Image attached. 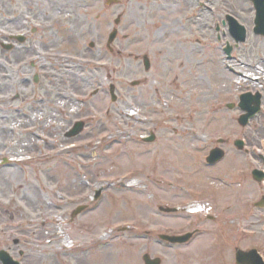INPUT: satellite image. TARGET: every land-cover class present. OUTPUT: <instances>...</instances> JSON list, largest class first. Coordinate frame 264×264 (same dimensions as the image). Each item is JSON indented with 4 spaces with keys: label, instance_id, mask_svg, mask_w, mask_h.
Segmentation results:
<instances>
[{
    "label": "rangeland",
    "instance_id": "1",
    "mask_svg": "<svg viewBox=\"0 0 264 264\" xmlns=\"http://www.w3.org/2000/svg\"><path fill=\"white\" fill-rule=\"evenodd\" d=\"M180 1L0 0L4 29L37 28L24 42L1 38L9 62L0 66V161L10 160L0 169V249L22 250L25 264H144L145 253L161 264H236L237 247L264 256V207L254 206L264 183L251 175L264 156V98L245 127L241 111L226 106L242 91L264 93V81L247 79L264 69L254 3L207 0L212 10L194 14ZM227 13L249 34L232 62ZM81 120L82 131L67 137ZM152 132L154 141L143 140ZM239 136L260 153L236 149ZM222 137L230 154L209 167ZM191 204L205 210L192 214ZM80 205L88 206L72 219ZM207 209L241 224L211 220ZM194 229L187 244L160 238Z\"/></svg>",
    "mask_w": 264,
    "mask_h": 264
},
{
    "label": "water",
    "instance_id": "2",
    "mask_svg": "<svg viewBox=\"0 0 264 264\" xmlns=\"http://www.w3.org/2000/svg\"><path fill=\"white\" fill-rule=\"evenodd\" d=\"M255 4H256V7L258 8V19H257V23H259V24H261V25H264V0H255ZM113 89H114V87H112V91H113ZM115 98V97H114ZM258 107V106H257ZM246 118V117H245ZM77 131V130H76ZM75 130L74 131H72L70 134H75V133H77ZM82 208H79L78 210H77V212L78 211H80ZM190 236V235H189ZM189 236H184V237H174V238H170V239H172V240H174V241H183V240H185V239H187ZM1 257H3L4 258V260H6L7 258H6V256L3 254V253H1ZM255 255H256V253H255ZM255 258H256V256H255ZM144 259H145V261H146V264H160V259H151L150 258V256L148 255V254H146V255H144ZM240 259V258H239ZM259 260V259H258ZM240 262V261H239ZM253 264H261V263H259V262H257L256 260H255V262H253Z\"/></svg>",
    "mask_w": 264,
    "mask_h": 264
},
{
    "label": "flooded vegetation",
    "instance_id": "3",
    "mask_svg": "<svg viewBox=\"0 0 264 264\" xmlns=\"http://www.w3.org/2000/svg\"><path fill=\"white\" fill-rule=\"evenodd\" d=\"M180 4H181V9L184 10V12L193 11L195 9V7H197L199 5V3H197L196 0H181ZM1 25L2 24L0 22V27H1ZM0 44L2 45V43H0ZM17 48L19 50V47H17ZM0 54H2V50H1Z\"/></svg>",
    "mask_w": 264,
    "mask_h": 264
}]
</instances>
